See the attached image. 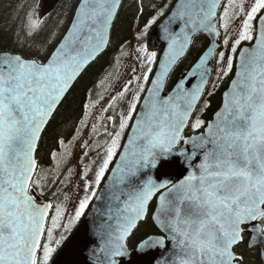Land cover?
<instances>
[{
  "label": "snow or ice",
  "instance_id": "1",
  "mask_svg": "<svg viewBox=\"0 0 264 264\" xmlns=\"http://www.w3.org/2000/svg\"><path fill=\"white\" fill-rule=\"evenodd\" d=\"M231 3L168 0L155 6L136 40L142 42L157 25L166 47L159 57L143 43L135 49L138 64L117 93L127 105L118 120L107 117L112 128H105V153L97 150L95 169L77 171L84 195L72 215L37 198L34 189L43 196L41 181L48 179L38 172L37 146L79 77L109 46L121 0H79L59 40L52 33L30 47L27 57L0 56V264H57L75 243L64 233L72 232L93 201L100 202L91 209L100 244L92 250L91 264H124L127 241L149 219L154 198L150 218L161 234L136 245L138 253L162 250L154 264H246L243 249H259L264 260V0L241 3L229 14ZM138 11L143 14L142 3ZM218 21L225 30L223 50ZM236 21L237 35L230 40L227 29ZM40 27L26 14L27 36L35 37ZM205 34L207 49L166 91L173 65ZM216 57L222 76L233 71L237 58L239 68L219 110L205 121L196 110ZM138 68L146 69L142 76L135 75ZM115 100L107 101L105 112ZM88 109L84 104L80 124L85 127ZM81 131L76 127L77 135Z\"/></svg>",
  "mask_w": 264,
  "mask_h": 264
},
{
  "label": "trees",
  "instance_id": "2",
  "mask_svg": "<svg viewBox=\"0 0 264 264\" xmlns=\"http://www.w3.org/2000/svg\"><path fill=\"white\" fill-rule=\"evenodd\" d=\"M78 2L79 0H62L51 14L44 18L41 17L39 21L41 27L35 37H29L23 31L25 17L29 13L33 16V11L39 5L40 0H0V53H15L27 57L30 47L43 44L47 39H51L52 33H55L56 40H59L68 29ZM167 2L168 0L122 1V6L118 11V15L111 29L110 44L107 50L80 76L68 94L67 99L55 114V119L51 121L42 134L37 152L39 168L43 165L50 166L52 164L51 153L61 149V144H59V140L61 139L64 140V143H70L66 149L67 156H70V151L74 147V144L69 140L75 134L76 127L80 126L81 118L84 117L83 105H92L94 98L98 102L112 90L125 61H121L118 65L115 64L116 56L121 52L122 46L123 48L125 46L130 48L133 43L131 41L133 39L136 40V35L138 31L143 29L146 20L155 14V6L163 7ZM141 3L144 7L143 14L138 11ZM165 11L167 10L165 9ZM218 23L220 22L218 21ZM155 26H152L148 30V35L142 42L135 41L136 44L130 51V54H133L141 43L148 47V39ZM219 29L221 34L220 45L223 47L222 40L224 36L220 27ZM207 45L208 42L205 38L198 37L196 39L186 57L179 63L171 75L166 91L170 90L175 81L188 71L205 51ZM242 45L245 46L248 43H243ZM149 51L152 50L149 49ZM219 67L220 65L217 64L216 57L211 83L208 86L197 113L205 121H209L218 110L221 103V95L226 90L233 75L234 68L227 76H221L218 72ZM208 93H212V95H208ZM205 100L209 101V107L207 109H204ZM201 109H204L202 114L200 112ZM189 132H191V129H189ZM65 171H68L67 168L62 169L60 174L57 175L60 179L57 180L54 186H57L62 178L69 176V172L65 176ZM157 234V230L149 218L147 221L139 224L129 239L128 246L133 249L139 241ZM254 254V252L244 254L246 255V264H259L258 257Z\"/></svg>",
  "mask_w": 264,
  "mask_h": 264
},
{
  "label": "rangeland",
  "instance_id": "3",
  "mask_svg": "<svg viewBox=\"0 0 264 264\" xmlns=\"http://www.w3.org/2000/svg\"><path fill=\"white\" fill-rule=\"evenodd\" d=\"M224 3H227L225 0ZM241 3H244V6L247 7L252 3V0H232V3L229 5V14H231L234 10H238ZM40 8H41V1L39 5L34 9L32 18L34 20L40 21ZM220 11H223L221 8ZM239 26V21L234 23H230L227 29V37L231 40L234 39L237 35V27ZM222 34L225 38V30L221 28ZM136 40H132V46L127 48L125 46L123 50L116 56L115 64L118 65L121 61L125 60L123 63V68L119 74L118 79L116 80L112 90L103 96L98 102L94 98V107L89 105L88 111L91 113L90 116L87 117V126H82L80 124L79 127L82 128V131L79 135L77 132L73 135V137L69 140L71 143L74 144V147L71 148L70 156H67L66 149L70 143H64L61 145V149L56 153L55 157L52 156V164L50 166L43 165L38 169V172L41 176H46L48 179L47 181H41V183L45 184L44 188V195L39 196L44 201L50 202L55 207L56 205L62 206L66 209L69 215L74 214V208L78 202V199L82 198L83 193V184L84 180L77 175V171H80L81 174L84 171H87L90 167L95 169L97 166L94 161H98L97 157V150L100 151L101 156L104 155L105 149L102 147L107 139L104 136L105 128L108 129L112 128V122L107 119L108 116H115L116 119H119V115L121 112L124 111L127 105V99L122 98L120 96H116L117 93L123 88L124 84L130 79L132 76L131 68L134 65L138 64L137 60V53L134 51L133 54H130V51L134 48ZM248 43V42H242ZM244 46V45H242ZM223 50V47L220 49ZM156 51L159 57L160 51ZM218 59V57H217ZM155 67V65H153ZM146 69H137L135 73L136 76H142L143 71ZM222 76V74L220 73ZM151 78V77H150ZM137 82L134 81L132 84V90H136ZM148 86V85H147ZM146 86V87H147ZM131 92L126 93L125 97H129ZM143 95V93H141ZM113 96H116V100L114 101V107L109 109L107 112L104 111V108L107 107V101L111 99ZM198 112V111H197ZM197 115V113H196ZM84 118V117H83ZM95 125L96 131L93 132V126ZM74 137H76L74 139ZM87 142L89 144L88 148L82 147V145ZM84 153H88L86 156ZM87 165V166H85ZM111 167V165H110ZM67 168L68 171H65V176L69 172V176L61 181L57 186L52 184V180L56 179L58 174L62 171V169ZM107 175V174H106ZM93 176V172H89V179ZM103 182V181H102ZM34 191L38 194L40 189H34ZM99 191V190H98ZM87 212V210H86ZM83 218V217H82ZM81 218V219H82ZM66 222V221H65ZM81 223V222H80ZM79 222L77 223L75 230L78 228ZM72 230V232L74 231ZM71 232V233H72ZM71 233H64L69 238ZM57 238H59V233L56 234Z\"/></svg>",
  "mask_w": 264,
  "mask_h": 264
},
{
  "label": "water",
  "instance_id": "4",
  "mask_svg": "<svg viewBox=\"0 0 264 264\" xmlns=\"http://www.w3.org/2000/svg\"><path fill=\"white\" fill-rule=\"evenodd\" d=\"M61 1L62 0H41V16L44 18L47 15L51 14L52 11L56 8V6ZM122 1L123 0H121V3H122ZM224 1L225 0H222V3H224ZM119 9H118V11H119ZM115 18L113 20V23L115 21ZM163 19L164 18H162L159 21V23L162 22ZM113 23H112V25L110 26V29H109V38H110V34H111V29H112ZM70 26H71V23H70L69 27ZM198 37L205 38L207 40V42H208L207 47L209 46V38L207 37L206 34L205 35L198 36ZM217 40L218 41L220 40V35H219V37H217ZM148 46H149V48L151 50H159L160 51L159 56H161L162 49H164L166 47L165 42L161 39L160 29H159V27L157 25L152 29V31L150 33L149 40H148ZM243 47H247V45H245ZM106 50H107V48H106ZM9 54H15V53L1 52L0 53V56L9 55ZM187 54H188V52L186 53V55ZM15 55H18V54H15ZM186 55L184 57H182L175 65H173L171 71L169 72L168 76L166 77V84H168L169 79H170L171 75L173 74L174 70L179 65V63L186 57ZM215 59L216 58L212 59L211 62H210V65H209V68H210V72H209L210 79H209V81L207 83L205 93H206V91L208 89V86H209L210 81H211L212 76H213ZM234 64H235V67H234L233 75H232V78H231V80H230V82H229L226 90L221 95V103H220V106L223 103L224 93L228 91V89L230 87V84H231V81L233 79H235V72L239 68V60H238V58L234 61ZM189 69H188V71H189ZM154 70H156V66L154 67ZM148 86H150V85H148ZM203 98H204V96H203ZM203 98L201 99L198 108L200 107V105H201V103L203 101ZM198 108H197V110H198ZM197 110H196V112H197ZM218 110H219V108H218ZM212 118H213V116H212ZM39 143H40V141L38 142V146H39ZM38 146H37V150H38ZM114 166H115V164H112L111 165V167H114ZM107 175H110V173H108ZM105 184H106V181H103L102 188H103V186ZM99 191H98V194H99ZM38 199L41 200L40 198H38ZM41 202L42 203H47V202H45L43 200H41ZM153 202H155V198L153 199L152 203ZM99 203L100 202H98V201H93V204L90 205V210L87 211L86 215L84 216L83 220L79 224L78 228L75 230V232L72 234V236L68 239V240H72L73 237H75V243H74L72 249L69 250V251H67V252L62 253L61 255H59L58 260H57V264H91L92 259H93V257H92V250L95 249V248H97V246L100 244V240L98 239V237L95 236V235H93V230H94V214H93V211L91 209H94L95 206L97 204H99ZM151 204H150V206H151ZM100 206H101V208L103 207L102 204ZM155 206H156V202H155ZM155 206H154V209H155ZM143 222H145V221H142L141 223H143ZM153 225L156 228L158 234L160 235L161 234L160 233V230L155 226L154 223H153ZM131 236L129 237V239L131 238ZM152 236L155 237V236H158V235H152ZM129 239H128V241H129ZM128 241H127V243H128ZM128 251H129V256L124 257V264H129V261H131V264H154V260L160 258L161 257V254H162V250L161 249H154V250L149 251L147 253H138V252H136V247H135L134 250H130L128 248ZM263 263H264V260H263Z\"/></svg>",
  "mask_w": 264,
  "mask_h": 264
},
{
  "label": "flooded vegetation",
  "instance_id": "5",
  "mask_svg": "<svg viewBox=\"0 0 264 264\" xmlns=\"http://www.w3.org/2000/svg\"><path fill=\"white\" fill-rule=\"evenodd\" d=\"M154 206H155V202H153L149 208V218H150V215L154 209ZM130 249L133 250L134 248L133 249L130 248ZM243 251H244V254L249 253V252H254L255 253L254 255H256L258 257L259 264H264L263 260L260 257V250L259 249H252V250L243 249ZM245 261H246V255H245Z\"/></svg>",
  "mask_w": 264,
  "mask_h": 264
}]
</instances>
